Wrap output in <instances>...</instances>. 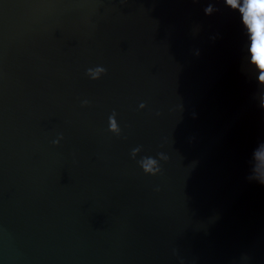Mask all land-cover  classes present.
<instances>
[{
	"label": "water",
	"instance_id": "obj_1",
	"mask_svg": "<svg viewBox=\"0 0 264 264\" xmlns=\"http://www.w3.org/2000/svg\"><path fill=\"white\" fill-rule=\"evenodd\" d=\"M245 44L224 0H0V264H264Z\"/></svg>",
	"mask_w": 264,
	"mask_h": 264
},
{
	"label": "clouds",
	"instance_id": "obj_2",
	"mask_svg": "<svg viewBox=\"0 0 264 264\" xmlns=\"http://www.w3.org/2000/svg\"><path fill=\"white\" fill-rule=\"evenodd\" d=\"M224 2L232 9H234L236 12L239 13L240 20L246 35L245 56L247 57V60H249V67L252 68L254 72H257L258 70L259 84L264 85V68H261V66L253 58L252 46L254 43V33L249 23V19L246 18L248 16V7L250 4V0H242V2L239 3L238 0H235V3L233 2V0H224ZM257 15L259 19L264 21V12H258ZM196 54L199 55V51H197ZM106 71L107 70L104 67L98 66L95 69L89 68L87 70V75L90 76L92 80H98L100 74L106 73ZM83 104L86 106L89 104V101L85 100L83 101ZM146 106L147 105L144 103H141L139 105L140 109H144ZM261 107L264 108V101H262ZM109 131L116 134L117 136L121 135L122 130L117 120V114L115 112L111 116H109ZM60 139H63V137L61 136L59 139L54 141V143L58 145L60 143ZM142 151H143L142 146L133 148L131 151V157L134 160L138 156L140 157L137 163L142 168L145 174L153 175V176L159 175L163 171L161 161L167 162L169 160V157L163 152L157 153L156 156H151V155L141 156L140 154L142 153ZM137 153H139V155H137ZM153 164L155 165L154 167ZM258 166H264V142L260 143L257 146V148L254 149L253 151L252 174L249 176L250 180L258 179L259 183L264 184V177H257L256 175Z\"/></svg>",
	"mask_w": 264,
	"mask_h": 264
},
{
	"label": "snow or ice",
	"instance_id": "obj_3",
	"mask_svg": "<svg viewBox=\"0 0 264 264\" xmlns=\"http://www.w3.org/2000/svg\"><path fill=\"white\" fill-rule=\"evenodd\" d=\"M233 2L235 3V0ZM258 12H264V0H250L246 18L249 19L254 33L253 58L261 68H264V21L259 19Z\"/></svg>",
	"mask_w": 264,
	"mask_h": 264
}]
</instances>
